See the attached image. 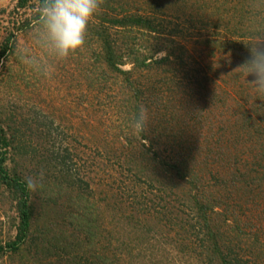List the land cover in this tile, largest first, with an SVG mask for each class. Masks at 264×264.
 I'll use <instances>...</instances> for the list:
<instances>
[{
	"label": "trees",
	"instance_id": "1",
	"mask_svg": "<svg viewBox=\"0 0 264 264\" xmlns=\"http://www.w3.org/2000/svg\"><path fill=\"white\" fill-rule=\"evenodd\" d=\"M165 1L149 0L148 12H140L124 7L122 0H101L102 10L89 21L86 35L96 43L89 66L102 64L101 72L88 71V84L98 83L101 91L116 87L128 175L134 186L146 184L133 198V211L118 212L115 205L103 208L83 198L73 181L66 183L69 188L36 183L30 188L11 156L20 149L17 138L0 124V189L16 213L14 234L0 244V257H17L18 264H264V216L255 214L260 224L246 230L247 222L240 223L232 207L244 202L242 213L253 215L250 205L264 196V94L246 90L253 88V76L239 79L248 46L245 55L238 53L244 48L241 40L263 33L255 6L264 2L228 0L231 11L225 16L217 0L210 6L207 0H174L177 7ZM43 2L16 0L17 14L0 42V63L14 49V31L38 22ZM112 2L122 3L119 10ZM245 6H251L249 17ZM28 8L32 17H22L20 11ZM196 11L198 18L192 16ZM213 11L219 13L215 20ZM179 21H201L211 31L228 32L224 38L208 33L200 43L208 48L207 58L218 56L216 50L240 58L233 77L221 76L217 83L203 72L193 57L196 48L193 53L181 42L195 36V27H180ZM161 51L165 54L157 56ZM188 61L195 67L188 69ZM127 62L131 67L123 69ZM179 71L188 75L185 82L174 78ZM227 86L241 102L228 104ZM141 109L147 124L137 134L132 122ZM228 120L234 121L228 125ZM147 199L152 211L145 213ZM157 229L166 234V248L153 234Z\"/></svg>",
	"mask_w": 264,
	"mask_h": 264
},
{
	"label": "rangeland",
	"instance_id": "2",
	"mask_svg": "<svg viewBox=\"0 0 264 264\" xmlns=\"http://www.w3.org/2000/svg\"><path fill=\"white\" fill-rule=\"evenodd\" d=\"M127 1V5H124V0L122 3L129 10L137 9L140 12H148L149 10V0ZM217 1L222 2L218 6L219 13L229 16L228 11H231V6L228 0ZM261 1L264 2V0ZM173 2L174 0L165 1L166 4L177 7V4ZM214 2L215 0H207L205 4L210 6ZM15 3L16 0H0V42L9 29L11 15L16 16L17 14L14 10ZM122 3L114 2L112 5H115L119 10ZM135 5L139 7L134 8ZM186 5L188 6V3ZM226 7L228 8L226 9ZM101 8L90 20L91 22L97 20ZM249 8L251 6H245L244 9L248 17L250 15L247 13ZM165 10L169 11V8L165 6ZM255 10L260 11L258 12L261 15L259 14L258 18L262 20L264 25V5L255 6ZM216 11L210 12L214 20L219 14L218 12L216 14ZM20 15L32 17L33 11L31 8L21 10ZM192 16L198 18V12H193ZM37 23L36 21L32 22L27 26L26 31H14V49L0 63V124L10 127L17 138L16 144L20 146L18 152L16 151L17 153L11 151V156L16 158L21 172L26 177L33 179L38 186L43 184L59 189L60 186L62 188L68 187L67 182L72 186L70 182L73 181L75 183L73 187L75 186L82 191L83 198L86 197L88 200L96 202L97 205L100 204L103 208L107 207L106 204L115 205L114 210L119 212L120 209H126V214H128L132 210L133 198L143 193L146 184L136 181L135 187L128 175V165L125 163L128 149L123 143V134L119 132L121 120L117 116L118 110L115 107L118 101L116 87H112V90L105 88L101 91L98 88V83L88 84V71L101 72L102 67L100 62L96 66H89L91 65L90 61L95 58L91 50L95 48L96 43H89L86 36L85 44L80 49L55 64L51 78H43L23 65L17 56V50L21 46L27 47L37 54L40 53L32 40V33ZM179 25L180 27L181 25L182 27H195L194 30L192 29L195 31V36L182 38L181 42L193 53L196 48L197 53H194V60L199 61L200 67H203V72L207 73L209 78L221 83V76L233 77L234 68H237L240 58L234 55L232 57L228 54L229 50L221 52L216 50L218 56L207 58L204 54L208 52V48L205 44L200 43L201 40L209 36L208 33L214 35H211L212 38H215L217 34L224 38L229 36L228 32L219 31L220 29L217 28H212L211 31L209 25H205L201 21L195 22V25L187 21H179ZM262 32L264 33V26H262ZM241 42H243L244 48H238V53L245 55V45L248 40H241ZM198 50L204 53L199 54ZM164 54L165 51H161L157 56ZM193 61H188V69L195 67ZM176 66L182 69V65L176 64ZM130 67L129 62L122 65L123 69ZM184 67L186 68V66ZM185 75L186 77L182 76L179 71L176 76H172L185 82L188 76ZM217 75L220 77H216ZM239 79L243 82L245 80L244 75L239 74ZM251 81L249 82L253 85ZM207 85H210L209 81ZM244 85L249 86L246 82ZM226 90L224 93H226L228 104L231 105L236 100L242 101L236 90L228 86ZM246 90L256 94L254 86ZM179 111L184 114L183 109ZM228 121V125H231L234 120ZM134 143L136 142L134 141ZM41 194H45V192ZM147 201L148 203L144 208L145 213L152 211L149 199ZM252 203H255L254 206L250 205L248 210L252 211L253 215L248 212L247 215L242 213V210L245 209L244 202L240 204L241 206L232 204L237 212L234 217L240 223L247 222L246 230H253L260 224L255 214L260 213L264 216V212L262 213L264 196L257 197ZM15 222L16 213L6 192L0 189L1 245H4L5 241L13 236ZM159 230L157 229V232H153V234L158 237L162 247L165 246L166 248L168 246L164 240L166 234L161 236L163 232L159 233ZM169 234L171 235V232ZM0 264H18V258L10 259L5 253L3 257H0Z\"/></svg>",
	"mask_w": 264,
	"mask_h": 264
},
{
	"label": "clouds",
	"instance_id": "3",
	"mask_svg": "<svg viewBox=\"0 0 264 264\" xmlns=\"http://www.w3.org/2000/svg\"><path fill=\"white\" fill-rule=\"evenodd\" d=\"M100 7L101 0H44L32 33L33 43L40 53L21 46L17 50L18 59L38 76L51 78L55 64L85 44L89 21ZM246 45L249 55L239 66L245 79L253 76L251 82L255 89L264 94V33H255V38ZM132 124L135 132L141 134L147 124L144 109L134 117ZM28 185L34 189V180L29 178Z\"/></svg>",
	"mask_w": 264,
	"mask_h": 264
}]
</instances>
